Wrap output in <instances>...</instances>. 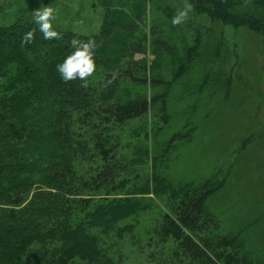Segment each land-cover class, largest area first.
<instances>
[{
  "label": "trees",
  "instance_id": "trees-1",
  "mask_svg": "<svg viewBox=\"0 0 264 264\" xmlns=\"http://www.w3.org/2000/svg\"><path fill=\"white\" fill-rule=\"evenodd\" d=\"M96 2L104 8L98 32L53 24L61 37L52 40L34 23L31 2L0 6V264H116L108 254L111 234L132 233L134 224L119 223L153 209L155 198H166L168 212L145 233L148 250H137L141 264H264L263 217L251 214L229 227L210 207L230 173L175 184L160 164L179 133L165 148L157 134L152 148L141 147L130 160L117 133L147 116L169 125V88L181 90L184 76L197 70L202 80L178 99L197 94L201 103L206 95H225L231 86L222 25L264 38V0ZM185 3L219 26L215 36L206 27L189 44L183 23H171ZM6 11L12 15L1 16ZM31 29L34 40L23 44ZM73 38L96 45L97 71L86 84L64 82L56 70ZM187 125L194 130L191 120ZM147 161L151 176L136 174L141 182L129 186L134 165Z\"/></svg>",
  "mask_w": 264,
  "mask_h": 264
},
{
  "label": "rangeland",
  "instance_id": "rangeland-1",
  "mask_svg": "<svg viewBox=\"0 0 264 264\" xmlns=\"http://www.w3.org/2000/svg\"><path fill=\"white\" fill-rule=\"evenodd\" d=\"M96 1L27 0L35 10L51 5L57 10L53 24L82 34L98 32L103 23L104 8ZM10 2L14 4L16 0H0V6ZM186 4H182L181 10ZM192 11L183 22V32L190 45L200 33L204 36L209 29L205 31L206 27L215 28L213 36L219 28L206 15H196ZM8 13L12 15L6 11L1 16ZM152 20V15L147 17V22L142 25L144 31H149ZM222 28L228 47L224 53L226 56L228 53L226 67L231 87L223 96L221 92L216 93L221 100H215L216 94L206 95L207 99L201 103L197 102V94L194 98L178 99L184 92L191 94L188 89L196 88L198 80H202L204 72L201 74V70H197L184 76L181 90L177 84L169 88L170 101L173 102L169 101L168 105L172 118L169 125H164L161 118L155 120L147 116L130 121L117 133L121 138V153L126 154L127 160L137 157L141 147L149 144L152 148L151 140L157 134L159 145L165 148L171 137L179 133L180 139L170 142L172 147L164 153L166 159L160 164L164 176L175 184L191 180L199 182L210 176L220 178L224 173L223 177L230 173L226 185L212 195L209 204L225 225L231 227L249 221L251 214L253 219L263 217L264 222V38L243 26L226 24ZM134 58L141 59L143 55L136 54ZM153 58L148 56L149 61ZM190 120L195 127L191 132L186 126ZM158 128L162 131L158 132ZM133 171L129 186L141 182L136 174L151 176V162L136 164ZM166 210V198H155L153 209L119 223L120 226L132 223L135 229L132 233H125L123 238L111 234L110 244L115 245L108 254L116 264H141L137 250H148L149 239L145 233L165 216ZM119 256L123 257L121 263L118 262Z\"/></svg>",
  "mask_w": 264,
  "mask_h": 264
},
{
  "label": "clouds",
  "instance_id": "clouds-1",
  "mask_svg": "<svg viewBox=\"0 0 264 264\" xmlns=\"http://www.w3.org/2000/svg\"><path fill=\"white\" fill-rule=\"evenodd\" d=\"M192 11L191 4H186L183 10L177 12L172 18V25L182 24ZM57 10L51 5L42 6L32 12V19L43 34V39H60L61 33L54 29L53 22L56 19ZM36 29L27 31L22 39L23 44L31 43L34 40ZM95 42L91 39L82 41L73 38L71 41L70 53L65 56L62 62L56 65V70L64 82L81 80L85 84L87 79L97 71Z\"/></svg>",
  "mask_w": 264,
  "mask_h": 264
}]
</instances>
